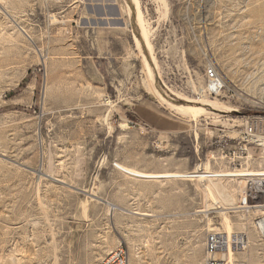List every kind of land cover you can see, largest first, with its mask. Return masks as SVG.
Segmentation results:
<instances>
[{"label":"rangeland","instance_id":"obj_1","mask_svg":"<svg viewBox=\"0 0 264 264\" xmlns=\"http://www.w3.org/2000/svg\"><path fill=\"white\" fill-rule=\"evenodd\" d=\"M140 6L151 52L133 0H0V264H95L119 245L130 264H205L209 228L247 233L234 264H264L262 213L234 208L247 177L115 166L264 170L240 148L242 121L264 113V0ZM210 64L219 97L203 91Z\"/></svg>","mask_w":264,"mask_h":264},{"label":"built area","instance_id":"obj_2","mask_svg":"<svg viewBox=\"0 0 264 264\" xmlns=\"http://www.w3.org/2000/svg\"><path fill=\"white\" fill-rule=\"evenodd\" d=\"M206 85L204 93L219 97L225 91V80L215 65L210 64L205 70ZM244 125L241 149L258 151L264 155V113L248 115L242 121ZM199 167L200 171H203ZM246 188L239 198V208L246 211H260V225L257 229L260 241L264 244V175L245 176ZM249 236L245 232H233L218 228H209L205 238V264H229V251H242L248 247ZM95 264H130L129 251L123 245L107 253Z\"/></svg>","mask_w":264,"mask_h":264},{"label":"bare ground","instance_id":"obj_3","mask_svg":"<svg viewBox=\"0 0 264 264\" xmlns=\"http://www.w3.org/2000/svg\"><path fill=\"white\" fill-rule=\"evenodd\" d=\"M133 5L135 7V13H136V16H137L138 23L142 27V31H143L142 32V35H143L144 44L147 47V49L150 50V52H151L152 51V43L150 41L149 30L146 27L144 15H143V12L141 10L140 0H133ZM161 97L164 98L162 95H161ZM188 101L190 102L191 100H188ZM191 102H193V101H191ZM254 102H256V101H254ZM205 104L206 105H209V106L220 107L219 104H218V102H216L215 100H212V101L211 100H207V102H205ZM178 109L181 112H183V113L192 114L194 116H197V115H199V113L205 111L204 108H201V107H198V106H193L191 104L179 105ZM115 166L118 169H120V171H123V172H125V173H127L129 175H132V176H135V177H140V178L142 177V178H146V179H148V178H186V179L187 178H190V179L191 178H197V179H200L201 180V179H205V178H213V179H221L222 177H228V178L229 177H242L243 178L245 176L264 175V170H260V171H252V170H246V171H243V170H226V171H221L220 170V171H217V170H215V171H210V170H208V171H195L193 173H191V172H163V173H152V172L140 171V170H138V169H136L134 167L125 165L123 163H116ZM208 188H209V191H210L211 196L215 199L214 204H220L216 208L227 209V208H230V207H226L227 204L228 205L229 204H234L233 197L229 193L231 191L228 192L227 191V188L226 189H223L222 192H218L220 194V196L223 198V200L226 202L225 203L226 206H223L220 203V201H218V198L216 197V195H217L216 194L217 188L216 187H213V188L212 187H208ZM241 190H242V188H241ZM236 202L238 203V200ZM239 207L240 206H235L234 208L239 209ZM111 208H113V207H111ZM198 211H205V210H198ZM134 213H138V214L145 215V216L151 215V214H149L147 212H137V211H135ZM225 223H226V226H227L228 231H230V229H231V223H230V221H229V219H228L227 216L225 217ZM257 224L260 225V221ZM233 255H234V251H229V253L227 254L228 259H229V263H231V264H234V262L232 260Z\"/></svg>","mask_w":264,"mask_h":264}]
</instances>
